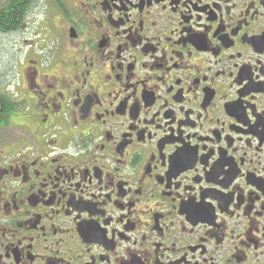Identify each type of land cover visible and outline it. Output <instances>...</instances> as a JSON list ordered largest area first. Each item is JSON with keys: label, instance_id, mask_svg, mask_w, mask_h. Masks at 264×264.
<instances>
[{"label": "flooded vegetation", "instance_id": "obj_1", "mask_svg": "<svg viewBox=\"0 0 264 264\" xmlns=\"http://www.w3.org/2000/svg\"><path fill=\"white\" fill-rule=\"evenodd\" d=\"M0 264H264V0H0Z\"/></svg>", "mask_w": 264, "mask_h": 264}]
</instances>
